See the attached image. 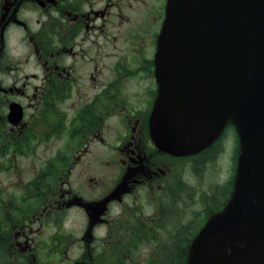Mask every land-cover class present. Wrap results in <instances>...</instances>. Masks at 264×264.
I'll list each match as a JSON object with an SVG mask.
<instances>
[{"label":"flooded vegetation","instance_id":"flooded-vegetation-1","mask_svg":"<svg viewBox=\"0 0 264 264\" xmlns=\"http://www.w3.org/2000/svg\"><path fill=\"white\" fill-rule=\"evenodd\" d=\"M166 2L0 0V264H189L186 167L238 140L153 145Z\"/></svg>","mask_w":264,"mask_h":264},{"label":"water","instance_id":"water-1","mask_svg":"<svg viewBox=\"0 0 264 264\" xmlns=\"http://www.w3.org/2000/svg\"><path fill=\"white\" fill-rule=\"evenodd\" d=\"M175 12L183 27L166 52L183 59L156 68L153 141L180 156L227 123L239 138L231 196L194 238L189 264H264V0H181Z\"/></svg>","mask_w":264,"mask_h":264},{"label":"rangeland","instance_id":"rangeland-1","mask_svg":"<svg viewBox=\"0 0 264 264\" xmlns=\"http://www.w3.org/2000/svg\"><path fill=\"white\" fill-rule=\"evenodd\" d=\"M236 158V143L231 139V136H228L226 145H220L217 151L208 158L196 160L195 165L199 166V171L194 170V175L190 180L194 184V194L190 199V204L187 205L188 201L185 199L181 203L182 211H174V216L180 215L175 217L180 221V225H182V220H199L201 222L206 219L210 212L204 210L201 199L202 194H205L208 199L214 197L215 205L225 202V198L230 194ZM190 184L184 187V192L192 190ZM225 188H227V191L223 197L222 193Z\"/></svg>","mask_w":264,"mask_h":264},{"label":"trees","instance_id":"trees-1","mask_svg":"<svg viewBox=\"0 0 264 264\" xmlns=\"http://www.w3.org/2000/svg\"><path fill=\"white\" fill-rule=\"evenodd\" d=\"M226 191H227V188H225V190L222 193L223 197L225 196ZM218 194H219V191H218ZM202 203H203V207H204L205 211H207V212H211V211H214L216 209V205H215L216 203L214 202L213 197L208 201H205V202L203 201Z\"/></svg>","mask_w":264,"mask_h":264}]
</instances>
